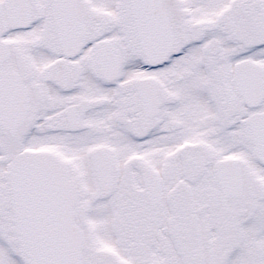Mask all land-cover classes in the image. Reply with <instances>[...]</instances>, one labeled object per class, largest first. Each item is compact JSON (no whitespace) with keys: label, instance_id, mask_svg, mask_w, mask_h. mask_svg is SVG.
<instances>
[{"label":"snow or ice","instance_id":"obj_1","mask_svg":"<svg viewBox=\"0 0 264 264\" xmlns=\"http://www.w3.org/2000/svg\"><path fill=\"white\" fill-rule=\"evenodd\" d=\"M0 264H264V0H0Z\"/></svg>","mask_w":264,"mask_h":264}]
</instances>
